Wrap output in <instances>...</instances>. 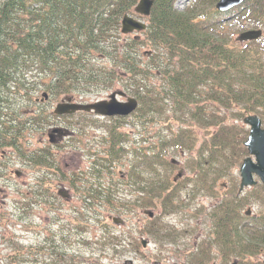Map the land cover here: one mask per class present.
<instances>
[{
	"label": "trees",
	"instance_id": "16d2710c",
	"mask_svg": "<svg viewBox=\"0 0 264 264\" xmlns=\"http://www.w3.org/2000/svg\"><path fill=\"white\" fill-rule=\"evenodd\" d=\"M139 1L0 0V150L12 148L15 159L30 167H58L49 149L31 146V136L44 134L59 118L41 97L47 93L55 99L70 96L80 101L120 84L138 100V107L103 124L107 139L100 142L101 148L89 151L94 161L79 172L81 205L98 211L100 223L103 210L120 214L135 206L160 209L141 231L155 243L170 241L179 230L159 226L157 219L181 209L178 187L183 178H164L160 170L175 168L167 158L171 151L195 153L186 164L192 173L189 181L208 182L207 190L215 196L227 187L230 195H222L210 210V241L198 244L189 264H206L213 248L224 260L236 256L239 264H264V185L239 193L238 180L229 175L249 154L244 118L257 115L264 121V35L240 42L231 29L236 25L233 30L239 33L264 30V0H244L226 12L216 9L219 0H188L183 9L175 6L177 0H154L148 17L135 12ZM125 15L144 18L146 29L122 33ZM208 104L214 107L208 110ZM132 118L133 126L141 127L136 132L141 141L119 130ZM89 121H79V135L86 131L82 123ZM183 123L186 126H179ZM155 125L164 127L147 131V126ZM198 127L208 132L199 143ZM128 150L135 153V160L124 182L115 177V167ZM7 167L0 155V173ZM227 176L219 189V179ZM124 184L138 193L120 197ZM37 187L34 197L43 203L51 183L42 180ZM252 203L258 211L247 215L245 207ZM79 217L83 228V209ZM102 227L103 240L118 244L121 236L111 234L108 225ZM158 232H163L161 237ZM50 245L40 252L54 256L48 264L73 262L69 248ZM21 251V245L12 244L5 263H17Z\"/></svg>",
	"mask_w": 264,
	"mask_h": 264
},
{
	"label": "rangeland",
	"instance_id": "374dc122",
	"mask_svg": "<svg viewBox=\"0 0 264 264\" xmlns=\"http://www.w3.org/2000/svg\"><path fill=\"white\" fill-rule=\"evenodd\" d=\"M183 4L184 2H180L179 7H182ZM232 27L231 35L234 39H237L239 32L233 30L234 27L236 29V25ZM131 34H137V32ZM115 90H124V88L119 84L106 91L85 95L84 99L87 102H94L102 98H108L109 94ZM38 96H40V93ZM60 98H53L54 103L51 110H53L57 100ZM212 107L214 106L211 104L207 106L208 110ZM69 119L55 118L57 124L68 126L70 129L78 127L80 120L90 121L82 123L86 131L80 135L79 149L75 147V143H61L65 141V138L58 137L56 143L60 144L56 146L55 150L60 160L59 167H65L72 172H82L91 165V158L88 157L90 155L89 149L101 148V136L106 135L103 124L108 120L81 114ZM132 120L133 118L131 119V123H128L121 130H126L130 138L141 141L140 134L136 133L141 127H134ZM184 125L185 123L179 126L182 127ZM177 126L178 124L174 125V128H177ZM147 127V131L150 130L154 133L155 130L164 126L155 125L151 128ZM50 128H48L47 132H43L44 134L35 132L31 136L30 141L33 148H40L46 141L49 143L48 133L50 132ZM195 131L198 143L204 136H208L205 128L198 127ZM131 134H133L132 137ZM12 153L14 152L12 151ZM134 155L135 153H131L130 163L134 162ZM194 155L195 153L190 154L186 152L180 154L179 152L171 151L167 158L168 161L175 159V163H173L175 168L173 170L163 168L160 170L164 178L167 176L171 180L177 177V174L183 170V180L178 187V203L182 207L176 213L162 215L160 220L157 219L159 226L160 223L164 226H173L175 227L174 229L179 230V235H175L172 238L169 237L168 239H172L170 241L165 242L163 238L162 242L156 243L153 241L151 235L141 231H145L152 219L139 206L124 209L120 214L112 211L108 213V211L103 210L102 223H100L97 216L99 212L88 209L85 206L83 207L79 200V209H83L86 215L83 228H79L76 225L79 221L73 206L78 204L75 195L69 200L64 199L63 204L57 205L58 209L56 212L47 211L42 204L34 207L30 214L27 215L22 209L23 207L20 208L22 206L21 202L24 203L23 206H26V203H28V198L25 197L24 193L33 185L35 176L42 174L43 170L42 168L25 165L21 160L13 159L10 166H8L6 175L1 176L0 173V263L6 264L4 256L12 252V244H16V247L19 244L22 251L21 256L16 257L19 261L15 264H37L34 262L37 257L41 262L38 264H48L52 262L54 256L50 254L40 255V252L46 251L43 247L52 248L48 244L50 241L54 243L58 241L56 245H58L60 250L61 248H69L67 253L74 257L71 264H153L154 262L158 264H184L198 244L203 240L210 241V210L220 201L222 195H224L223 197L230 195L227 187L223 188L222 186V189H220V184L224 185L230 176H234L238 180V184L240 183V165L229 170L230 176L219 179L217 187L221 190V196L209 193L207 190L208 182L206 181L195 178V180L190 182L189 179H191L192 173L187 169L186 164L187 160ZM13 163L15 165L10 168ZM128 168V165L119 166L116 167V170L121 169L123 172H126ZM16 170H19L21 174L17 175L15 173ZM255 179L258 181L257 184L262 183L259 177L255 176ZM252 187H247L245 190H250ZM134 189L124 184L123 187H119L118 194L120 197L131 198L134 193H138ZM249 207L253 209V212L258 211V205L254 203ZM245 208H248V206ZM152 210L155 214L161 212L160 209ZM114 217H117L118 222L113 220ZM79 219L82 221L80 217ZM102 225H108L112 231L111 234L116 232L121 236L118 244L112 246L111 244L109 245L107 240H103L105 234ZM77 227L79 228V232L76 230ZM158 234L161 237L163 232H158ZM141 238L148 239L146 247L138 245V243L141 244ZM158 241H160L159 238ZM27 246L31 250H27ZM218 253L217 248L211 250L212 261H218ZM231 261H228L226 264H231Z\"/></svg>",
	"mask_w": 264,
	"mask_h": 264
},
{
	"label": "water",
	"instance_id": "95a60500",
	"mask_svg": "<svg viewBox=\"0 0 264 264\" xmlns=\"http://www.w3.org/2000/svg\"><path fill=\"white\" fill-rule=\"evenodd\" d=\"M244 0H219L216 3V9L219 11H228ZM154 0H140L135 7V12L143 16H149L152 11ZM146 29V23L143 20L137 19L130 15H125L122 19V32L124 34L134 31H142ZM262 36L261 29H250L241 32L238 36L240 41L254 40ZM117 94L123 95L121 91H114L109 95L108 99L100 100L94 103H75V102H60L56 105L55 113L68 114L78 110L94 111L103 116H127L134 112L138 106L136 98L129 97L126 101H120ZM47 97V94H44ZM244 123L250 127L249 135L245 141V146L248 148L249 156H247L240 167V191L245 187L255 185L258 176L264 185V125L262 119L257 115H249L244 118ZM181 176V173L178 174ZM146 214L153 217L154 212L145 210ZM250 214V210L247 212ZM118 222L116 217L113 218ZM144 247L147 246V239H141Z\"/></svg>",
	"mask_w": 264,
	"mask_h": 264
},
{
	"label": "flooded vegetation",
	"instance_id": "af4514ba",
	"mask_svg": "<svg viewBox=\"0 0 264 264\" xmlns=\"http://www.w3.org/2000/svg\"><path fill=\"white\" fill-rule=\"evenodd\" d=\"M122 91L124 94L119 95L118 98L120 100H126L130 96V94L125 89ZM67 98L71 102H79V98H73V97L68 96V97H61L59 100H57L56 104L59 101H66ZM103 99H107V97L99 99V100H103ZM40 100L42 102H46L49 106V109L51 110V108L53 107V103H54L53 98L48 96L47 98L40 99ZM99 100H96V101H99ZM81 101H83V100H81ZM85 101H86V99H85ZM56 104H55V106H56ZM55 106H54V108H55ZM54 108H53V110H54ZM53 110H51V111L54 112ZM79 113L81 115L94 116V117L102 118V119H106V120H111L112 118H119V117L101 116V115H98V114L93 113V112L82 113V111H76L73 113L61 114V115L57 114V115H59V118H65V119L68 118L69 119V118H75L76 116L79 115ZM54 114H56V113H54ZM126 125H128V124H126ZM121 129H122V125L119 127L120 131H121ZM58 137L65 138V141L64 142L62 141L61 143H71V144L75 143V147L77 149H79V142L81 141L80 135H79V125H78V129L74 130V129H70L68 126L55 124L54 126H52L50 128V132L48 133V142L49 143H47V141H46L43 144V146L40 147V148L46 147L47 149H49V152L51 154L50 158L53 160L54 165L59 167L60 160H59V157H58L56 150H55L56 146L58 144H60V143H56ZM104 137H105V135L101 136L100 142H104ZM36 148H39V147H36ZM90 150H92V149L90 148L89 151ZM11 151H12V148H4V149L0 150V155L4 159H6L8 166H10V164L12 162L11 160H13L17 157L15 154H13V153L11 154ZM89 154H90V152H89ZM130 156H131V151L128 150V152L125 153L124 157H120L118 159L116 167L126 166V165L130 166L129 165L130 164ZM88 157L91 158L90 162L92 163L94 161V158H92L93 156L88 155ZM127 157H129V158H127ZM14 165H15V163H13L10 168H12ZM32 167L39 168L40 166H32ZM58 167H53V168H46L43 166L41 167L43 170V173L35 176L34 181H33V185H31L29 187V189H27V191L25 192L28 194V205H27V207L23 206L24 203L21 202L22 206H20V208L23 207L22 209L24 210V212L27 213V215H29L34 207H36L37 205L43 204L44 208L47 211L49 210V212H52V211L56 212V210L58 209V207H56L57 205L63 204L64 199L69 200L71 197H73V195H75L76 199L78 200V204L73 205V206L75 209V214L77 213V216H78L77 219L79 221V171L78 172H72L70 170H67V168H65V167H63V168L61 167L62 170L69 172V176H66L64 178V180L58 181L56 178V175L58 174ZM116 167H115V175H116L115 177L117 179L122 178V179H124V182H127L126 173L123 172L121 169L116 170ZM7 169H8V167L6 169H3V172H2L3 174H1V176L6 175ZM15 173L17 175L21 174V172L19 170H16ZM74 173H76V174H74ZM51 175H53V176H51ZM42 180H46L49 183H51V188H50V191L48 192L49 194L47 193V195H46L45 201L43 203L42 202L38 203L34 197L35 196L34 194L37 192V188H38L37 183L39 181H42ZM72 182H75L77 187L73 186ZM76 225L79 226V223H76ZM76 230L79 232L78 227L76 228ZM51 243H54V242L50 241L48 244H51ZM56 243H58V241H56L54 244H56ZM196 247H198V245ZM190 258L191 257L187 258L188 260H186L184 264H189ZM217 259H218V261L213 260L212 262H210L211 261L210 260L206 264H226L228 261H231V260H232L231 264H239V258L236 256H232L228 260H224L221 256H219V258H217ZM200 264H204V263L200 262Z\"/></svg>",
	"mask_w": 264,
	"mask_h": 264
},
{
	"label": "bare ground",
	"instance_id": "6f19581e",
	"mask_svg": "<svg viewBox=\"0 0 264 264\" xmlns=\"http://www.w3.org/2000/svg\"><path fill=\"white\" fill-rule=\"evenodd\" d=\"M128 152V151H127ZM12 161V160H11ZM47 174V173H46ZM61 174H64V175H61ZM51 176H53V175H51ZM66 176H69V172L68 171H65V170H62L61 172H60V174L58 173L57 175H56V178H57V180L58 181H61V180H64V178L66 177ZM51 178V177H50Z\"/></svg>",
	"mask_w": 264,
	"mask_h": 264
}]
</instances>
